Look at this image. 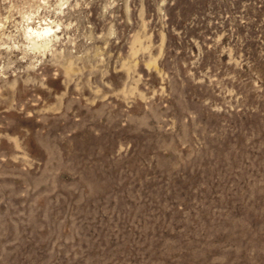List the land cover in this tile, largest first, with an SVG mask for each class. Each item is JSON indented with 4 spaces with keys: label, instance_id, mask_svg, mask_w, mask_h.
<instances>
[{
    "label": "rangeland",
    "instance_id": "374dc122",
    "mask_svg": "<svg viewBox=\"0 0 264 264\" xmlns=\"http://www.w3.org/2000/svg\"><path fill=\"white\" fill-rule=\"evenodd\" d=\"M0 264H264V0H0Z\"/></svg>",
    "mask_w": 264,
    "mask_h": 264
},
{
    "label": "bare ground",
    "instance_id": "6f19581e",
    "mask_svg": "<svg viewBox=\"0 0 264 264\" xmlns=\"http://www.w3.org/2000/svg\"><path fill=\"white\" fill-rule=\"evenodd\" d=\"M51 31H55V30H53L52 26L49 24L40 25L37 27L28 26L27 34H28V38L32 42L34 48H35V46L37 48H38V46L39 47L43 46V48H44V46H47L48 41H50L48 37H49Z\"/></svg>",
    "mask_w": 264,
    "mask_h": 264
}]
</instances>
